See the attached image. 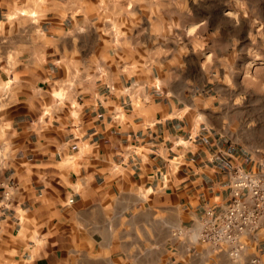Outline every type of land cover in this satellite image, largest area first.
I'll list each match as a JSON object with an SVG mask.
<instances>
[{
	"label": "crops",
	"instance_id": "1",
	"mask_svg": "<svg viewBox=\"0 0 264 264\" xmlns=\"http://www.w3.org/2000/svg\"><path fill=\"white\" fill-rule=\"evenodd\" d=\"M150 3L0 0V264H264V225L239 261L172 238L264 142L233 134L206 61L154 45Z\"/></svg>",
	"mask_w": 264,
	"mask_h": 264
},
{
	"label": "rangeland",
	"instance_id": "2",
	"mask_svg": "<svg viewBox=\"0 0 264 264\" xmlns=\"http://www.w3.org/2000/svg\"><path fill=\"white\" fill-rule=\"evenodd\" d=\"M159 1L163 8L143 10L149 24L140 20L162 34L154 45L206 61L225 86L233 134L264 142V0Z\"/></svg>",
	"mask_w": 264,
	"mask_h": 264
},
{
	"label": "built area",
	"instance_id": "3",
	"mask_svg": "<svg viewBox=\"0 0 264 264\" xmlns=\"http://www.w3.org/2000/svg\"><path fill=\"white\" fill-rule=\"evenodd\" d=\"M231 202L225 210L215 214L208 209L198 230L179 227L172 232L174 240H188L207 244L216 252H225L239 261L248 241L264 225V160L259 170L235 166L232 170ZM249 264H260L254 257Z\"/></svg>",
	"mask_w": 264,
	"mask_h": 264
}]
</instances>
